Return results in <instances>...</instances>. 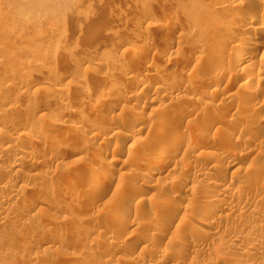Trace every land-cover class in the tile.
I'll return each mask as SVG.
<instances>
[{
    "label": "rangeland",
    "instance_id": "obj_1",
    "mask_svg": "<svg viewBox=\"0 0 264 264\" xmlns=\"http://www.w3.org/2000/svg\"><path fill=\"white\" fill-rule=\"evenodd\" d=\"M263 27L264 0H0V264H264Z\"/></svg>",
    "mask_w": 264,
    "mask_h": 264
},
{
    "label": "bare ground",
    "instance_id": "obj_2",
    "mask_svg": "<svg viewBox=\"0 0 264 264\" xmlns=\"http://www.w3.org/2000/svg\"><path fill=\"white\" fill-rule=\"evenodd\" d=\"M227 1V0H226ZM253 1V0H252ZM254 1H256V0H254ZM258 2V1H257ZM257 4V3H256ZM255 5V4H254ZM240 14V13H239ZM243 16V15H242ZM171 17V16H170ZM164 21L165 22H168V23H170L169 21H171V18H166V19H164ZM162 22V21H161ZM172 23V22H171ZM135 24H137V23H135ZM159 24V23H158ZM160 24H162L163 25V23H160ZM169 25H171V24H169ZM159 26H161V25H159ZM158 26V27H159ZM168 26V25H167ZM157 27V28H158ZM162 27H165V26H162ZM249 27V26H248ZM96 28V27H95ZM98 28H99V26H98ZM98 28H96V30L98 29ZM166 28H168V27H166ZM259 28V27H258ZM253 29V28H252ZM95 30V29H94ZM95 30V31H96ZM100 31V30H99ZM164 31V30H163ZM251 31V30H250ZM259 31V30H258ZM264 31V27L263 28H261L260 29V32H263ZM144 44V43H143ZM248 45V44H247ZM245 46L244 47V49H248V46ZM142 46H144V45H142V44H140L139 43V45L138 46H136V51L137 50H141L142 51V49L141 48H143ZM255 47L256 48H259V45H255ZM254 47V48H255ZM134 50V49H133ZM143 51H144V49H143ZM142 51V52H143ZM243 51V50H242ZM135 52V51H134ZM246 52V51H245ZM135 54V53H134ZM143 54V53H142ZM247 55V54H246ZM250 56V55H249ZM240 57V54L238 55V57L237 58H239ZM242 58V57H241ZM243 58H244V56H243ZM242 58V59H243ZM241 60V59H240ZM236 63V62H235ZM122 68V67H121ZM124 69V68H123ZM218 70V69H217ZM220 71V70H219ZM218 71V72H219ZM156 74V73H155ZM156 76V75H155ZM142 79V78H141ZM134 80H136V77H134ZM138 83V82H137ZM130 85V84H129ZM244 85V84H243ZM167 86V85H166ZM145 87V86H144ZM146 88V87H145ZM158 88V87H157ZM157 88H155V89H157ZM169 88V87H168ZM163 89H164V86H161L160 87V89H158V90H160V91H163ZM159 91V92H160ZM166 90L164 89V92H165ZM216 92L217 93V91H218V89H217V87H215V89L214 90H212V92ZM114 91L113 90H104V91H102L101 93H99V95H98V97L96 98V100H95V104L97 105V104H100L102 101H105V100H107L108 98H110L112 95V93H113ZM169 92V91H168ZM211 92V91H210ZM166 93V92H165ZM211 94V93H210ZM219 94V93H218ZM165 95V94H164ZM169 95V94H168ZM213 95V94H212ZM216 95V94H215ZM164 97V96H163ZM95 106V105H94ZM118 119V118H117ZM161 119V118H160ZM163 119V118H162ZM138 120V119H137ZM165 120V119H164ZM124 121V120H123ZM253 121H256V120H253ZM116 122V121H115ZM118 122V121H117ZM126 122V121H125ZM162 122V121H161ZM160 122V123H161ZM165 122V121H164ZM116 124H118V123H116ZM252 124V123H251ZM57 125V124H56ZM56 125H54V126H52V127H56ZM160 125V124H159ZM59 126V125H58ZM133 126V125H132ZM253 126V125H252ZM57 128V127H56ZM165 128V127H164ZM129 129V128H128ZM59 130V129H58ZM138 130V129H137ZM137 130H135V131H137ZM162 131L164 130V129H161ZM51 133V132H50ZM53 133H55V132H53ZM160 133V132H159ZM162 134V133H161ZM182 134V133H181ZM181 134H179V133H177V134H174V138H173V141L174 142H176V144H178L179 143V145H180V142L181 141H183V135L185 134H183V135H181ZM32 135V134H31ZM46 135V134H45ZM64 135V134H63ZM127 135V134H126ZM186 135V134H185ZM30 137V136H29ZM93 137H94V135H93ZM96 137V136H95ZM173 137V136H172ZM188 137V136H187ZM186 136H185V139L187 138ZM159 138H160V136H159ZM27 139V138H26ZM25 139V140H26ZM93 139H95V138H93ZM30 140V139H29ZM163 140H164V137H163ZM166 140V139H165ZM164 140V141H165ZM169 140V139H168ZM187 141H189V140H187ZM173 142V143H174ZM185 142V141H184ZM167 143H169V142H164L163 143V145H162V147H160V148H162L163 149V147L164 146H166L167 145ZM172 143V144H173ZM193 144V143H192ZM170 145V144H169ZM178 145V146H179ZM190 146V145H189ZM168 147V146H167ZM170 147V146H169ZM157 148V147H156ZM191 148V147H190ZM176 149V148H175ZM179 149V148H178ZM189 149V148H188ZM187 149V150H188ZM157 150H159V148L157 149ZM154 151V150H153ZM162 151H164V150H162ZM160 152V151H159ZM158 153V152H157ZM165 155H166V153H165ZM139 157V156H138ZM20 158V157H19ZM133 158H135V157H133ZM141 158V157H140ZM166 158V157H165ZM138 158H136V160H137ZM110 160H116V159H110ZM138 160H141V159H138ZM153 164H152V167L154 166V167H156V166H160V165H162V163H166V162H163V161H165L164 160V158L162 157V153L160 152V154L158 153V155L156 156L155 155V157H153ZM167 160V159H166ZM169 160V159H168ZM107 161V160H106ZM106 161H104V162H106ZM109 162V161H108ZM108 162H106V163H108ZM168 163V162H167ZM18 164V163H17ZM105 164V163H104ZM106 165V164H105ZM17 166V165H16ZM113 166H110V168H112ZM160 168V167H159ZM210 168V167H209ZM212 168V167H211ZM112 169H114V168H112ZM158 169V168H157ZM156 169V170H157ZM108 170V169H107ZM79 171H81V170H79ZM148 171V170H147ZM82 173H84V172H82ZM81 174V173H80ZM108 174H109V172L107 173V172H105L104 174H103V171H102V174L100 175V176H98L97 178H94L93 176H89L88 178H86V180H84L85 181V184L84 185H88L89 187H90V185H92L93 183H94V181L97 179L98 181L99 180H101V181H105L106 180V178L108 177ZM139 174V173H138ZM90 175H92V174H90ZM150 175V174H149ZM154 175V174H153ZM134 176V175H133ZM138 176V175H137ZM78 178V177H77ZM111 177L109 176V179H110ZM160 178V177H159ZM163 178V177H162ZM83 179V178H82ZM112 179V178H111ZM145 179V178H144ZM74 180V179H73ZM72 180V181H73ZM77 180H79V179H77ZM158 180V179H157ZM97 181V182H98ZM144 181V180H143ZM161 181V180H160ZM76 182V181H75ZM211 182V181H210ZM103 183V182H102ZM207 183V182H206ZM213 183H214V181H213ZM101 184V183H100ZM208 184V183H207ZM214 188H215V186H214ZM222 191H223V189H222ZM228 193V192H227ZM85 195V194H84ZM163 196H164V194H162ZM166 195V194H165ZM170 195V194H169ZM232 195V194H231ZM230 195V196H231ZM87 196V195H86ZM88 196H90V195H88ZM165 197V196H164ZM82 198H84L83 196H82ZM89 198V197H88ZM184 199V198H183ZM212 199V198H211ZM82 200H84V199H82ZM181 200V199H180ZM230 200V199H229ZM187 201V200H186ZM209 201V200H208ZM220 201V200H219ZM79 202H81V201H79ZM83 202V201H82ZM85 202V201H84ZM170 202V201H169ZM212 202V201H211ZM216 202H217V200H216ZM164 203V202H163ZM168 203V202H167ZM222 203V202H221ZM81 204V203H80ZM169 204H171V203H169ZM165 205H167V204H162V208L163 207H165ZM210 205H211V203H210ZM209 205V206H210ZM119 207V206H118ZM160 207V208H161ZM208 207V206H207ZM229 207H230V205H229ZM159 208V209H160ZM161 208V209H162ZM166 208H167V206H166ZM165 208V209H166ZM203 208V207H202ZM209 208V207H208ZM119 209V208H118ZM204 209H206V207L204 208ZM210 209H211V207H210ZM247 209V208H246ZM211 210H213V209H211ZM244 210V209H243ZM162 211V210H161ZM206 211V210H205ZM212 212V211H211ZM211 212H209V213H211ZM208 215V214H207ZM211 224V223H210ZM210 224L208 223V222H206V221H203L202 223H201V225H202V227H204V228H209L210 227ZM212 226V225H211ZM215 228V227H214ZM252 229V228H251ZM254 229V228H253ZM251 231V230H250ZM203 232V231H202ZM205 234V233H204ZM202 236V235H201ZM155 237V236H154ZM246 252V251H245ZM247 255V254H246Z\"/></svg>",
    "mask_w": 264,
    "mask_h": 264
}]
</instances>
